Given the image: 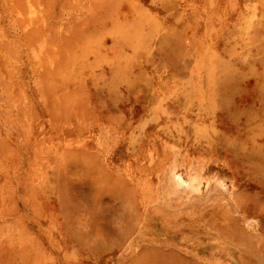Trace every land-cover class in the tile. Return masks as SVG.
I'll return each mask as SVG.
<instances>
[{"label":"rangeland","instance_id":"obj_1","mask_svg":"<svg viewBox=\"0 0 264 264\" xmlns=\"http://www.w3.org/2000/svg\"><path fill=\"white\" fill-rule=\"evenodd\" d=\"M0 264H264V0H0Z\"/></svg>","mask_w":264,"mask_h":264}]
</instances>
